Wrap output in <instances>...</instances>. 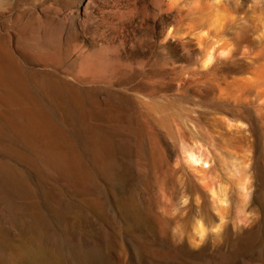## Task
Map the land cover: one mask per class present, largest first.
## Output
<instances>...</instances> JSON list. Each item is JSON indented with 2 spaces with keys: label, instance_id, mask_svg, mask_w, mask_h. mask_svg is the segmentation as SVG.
I'll use <instances>...</instances> for the list:
<instances>
[{
  "label": "rangeland",
  "instance_id": "obj_1",
  "mask_svg": "<svg viewBox=\"0 0 264 264\" xmlns=\"http://www.w3.org/2000/svg\"><path fill=\"white\" fill-rule=\"evenodd\" d=\"M0 50V264H264V0H0Z\"/></svg>",
  "mask_w": 264,
  "mask_h": 264
},
{
  "label": "bare ground",
  "instance_id": "obj_2",
  "mask_svg": "<svg viewBox=\"0 0 264 264\" xmlns=\"http://www.w3.org/2000/svg\"><path fill=\"white\" fill-rule=\"evenodd\" d=\"M211 9V11H214L215 12V16L217 15V16H219V14H220V12H219V9L218 8H210ZM209 10V9H208ZM213 23V22H212ZM220 23V22H219ZM207 24H208V26L211 24L209 21L207 22ZM222 24H220V26H221ZM201 27V26H200ZM215 27V30L218 32L219 30H218V28H217V26L215 25L214 26ZM222 27V26H221ZM196 28V27H195ZM208 32V31H207ZM207 32H205V33H207ZM208 35V34H207ZM206 36V35H205ZM209 36V35H208ZM209 38V37H208ZM225 50H227V49H225ZM0 51H2V50H0ZM208 51V50H207ZM209 53V52H208ZM208 53H206V54H208ZM1 54H3L2 52H1ZM263 70L260 72V76L261 77H263V79H264V68H262ZM254 72V74L256 73L255 71H253ZM261 77H260V80H263V79H261ZM252 79V78H251ZM246 80V79H245ZM244 80V81H245ZM248 81V80H247ZM249 82H251L252 83V85H251V83H250V85L253 87V86H255V83L257 82V80L255 81V80H251V81H249ZM248 82V83H249ZM263 82V81H262ZM245 83V82H244ZM247 85V84H246ZM244 86V85H243ZM254 88V87H253ZM247 90V89H246ZM245 91V90H244ZM254 91V90H253ZM256 91H259V90H256ZM247 92V91H246ZM259 93V92H258ZM259 95V94H258ZM2 97V96H1ZM4 97V96H3ZM6 98V97H5ZM14 98H16V97H14ZM4 102H6L7 104H9V105H12V104H14L13 103V101H4ZM264 102V101H263ZM2 103V102H1ZM5 103V104H6ZM6 104V105H7ZM8 105V106H9ZM6 107V106H5ZM38 109V108H37ZM24 110V111H23ZM19 113L21 114L20 116L21 117H23L24 119H25V121H27L28 122V125L29 126H32L33 124H34V122H36V117L34 116V114H30L28 111H26V109H20V111H19ZM40 113V112H39ZM37 116V115H36ZM45 117V116H44ZM221 118V117H220ZM9 120V119H8ZM40 121V120H39ZM220 121V120H219ZM222 121V120H221ZM11 123V122H10ZM42 123V122H41ZM36 124V123H35ZM222 124H225L224 122L222 123ZM12 125V124H11ZM16 125V124H15ZM227 125H228V123H227ZM36 126V125H35ZM17 127V126H16ZM32 128H33V126H32ZM35 131H36V129H35ZM231 132V131H230ZM38 133V132H37ZM44 134V133H43ZM46 138V137H45ZM44 139V138H43ZM190 155V156H189ZM192 155V153L191 154H188V161H189V163L191 164V166H193V167H195V168H197V167H201V166H204V168L205 167H207L208 166V164H207V162L206 163H204V162H201V160H199L198 158H195L193 155ZM196 157H198V156H196ZM62 158V157H61ZM186 158H187V156H186ZM60 162V161H59ZM201 165V166H200ZM198 169H200V168H198ZM198 169H197V171H198ZM201 170H202V167H201ZM2 174V173H1ZM2 177V176H1ZM209 192H210V194H211V196H212V199H213V201H214V209L217 211V213H218V219H219V221H221L222 220V216H221V212H220V210H222L221 209V206L223 205L222 204V200L223 199H221V198H217V199H215L216 198V193H215V190H213V189H209ZM224 203V202H223ZM222 204V205H221ZM222 215H223V213H222ZM224 221V220H223ZM222 226V225H221ZM196 230H197V233H198V235H199V237L203 234V232H204V228L202 227V225H200L199 223H198V225H197V228H196ZM195 230V231H196ZM202 237V236H201ZM196 239V238H195ZM200 239V238H199ZM198 241V240H197ZM195 242H196V240H195ZM197 243V242H196Z\"/></svg>",
  "mask_w": 264,
  "mask_h": 264
},
{
  "label": "water",
  "instance_id": "obj_3",
  "mask_svg": "<svg viewBox=\"0 0 264 264\" xmlns=\"http://www.w3.org/2000/svg\"><path fill=\"white\" fill-rule=\"evenodd\" d=\"M254 71V69H252ZM254 72H250V74H253Z\"/></svg>",
  "mask_w": 264,
  "mask_h": 264
}]
</instances>
